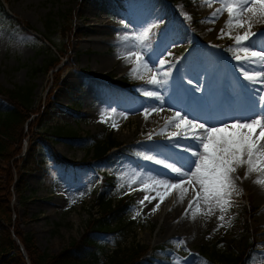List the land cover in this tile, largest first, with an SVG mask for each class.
I'll return each instance as SVG.
<instances>
[{"label":"rangeland","instance_id":"1","mask_svg":"<svg viewBox=\"0 0 264 264\" xmlns=\"http://www.w3.org/2000/svg\"><path fill=\"white\" fill-rule=\"evenodd\" d=\"M0 1L5 6V11L0 12V87L15 90L33 85L32 100L40 112L32 115L28 122L34 123V117L44 116L46 106L50 105L49 114L44 118V130L52 137L45 141L53 144L57 153L76 163L62 167L54 164L49 147L40 144L37 160H44L45 164L26 175L27 200L24 202L19 193L13 191L12 207L17 210L13 219L17 218L21 230L34 236L40 252L60 253L70 242L84 235L93 217H100L98 194L107 175L114 178L113 183L117 186L116 202L126 198L131 204L129 212L112 220L116 232L103 237L107 249L119 247L127 250L136 244L146 245L149 247L146 257L151 264H175L177 258L181 264H231L232 257L252 244L245 264H264V208L252 191L250 194L247 190L240 195L233 194L232 206L227 212H220L224 221L220 220L217 227L200 228L196 225L187 231L182 226L183 214L177 219L176 216H167V211L176 205L180 192L174 193L168 204L162 203L153 211L155 204L152 202L138 203L144 198L139 194V183L131 184L129 188L132 179L142 178L147 162L138 153L151 155L153 151L145 138L137 135L142 132L145 118L143 122L132 119L124 125L127 119L117 116L106 117L107 122L101 120L106 110L122 114L117 105L125 101L133 106L131 115L143 112L146 107H161L162 111L152 112L149 116L155 120L176 111L189 113L182 106L171 103L182 86L193 92L199 103L206 104L209 96L220 93L228 98L241 97V107L247 108L248 96L234 67L236 61L232 56H225V51L234 42L227 37L218 38L228 19L227 13L215 24L201 22L220 7L218 2L207 7L205 0ZM184 13L191 19L186 20ZM4 14L25 21L32 29L7 22ZM153 22L158 27L152 29L145 59L154 68L159 67L155 64L158 58L172 61L171 65L164 66L161 75L170 70L174 76L172 83L160 91L162 104L143 95L146 90H157L153 85L138 86L130 72L116 71L117 65L105 72L92 71L106 57L120 61L125 44L131 45L130 51H136L135 41L130 39L125 43L120 40L121 35L132 24L134 33L143 29L140 26ZM124 24L128 25L127 29ZM252 31L264 32V22L256 24ZM44 34L53 39L55 47L44 39ZM58 49L66 53V58L56 69L45 71L49 61L57 56ZM168 52L171 55H166ZM39 68L42 69L36 71ZM58 69V80L54 82L53 73ZM69 75L77 76L78 80L65 82ZM90 84L99 85L91 102L84 95ZM50 91L52 95L48 98ZM11 108L10 102L0 97V112ZM192 117L190 114L189 118ZM113 122L118 124L117 128L110 127ZM57 126L67 132L75 131L77 137L55 136ZM27 131L26 125L25 133L29 135L23 143L21 155L28 149L32 136ZM130 132L134 135L131 136ZM109 139L118 145L116 157L106 163L101 160L87 163L93 156L94 145ZM154 140L160 146L169 147L165 136ZM154 192L156 196L157 190ZM137 211L140 215H135ZM172 223L175 237L167 236ZM179 241L185 243L181 245ZM27 263L30 264L28 259Z\"/></svg>","mask_w":264,"mask_h":264},{"label":"snow or ice","instance_id":"2","mask_svg":"<svg viewBox=\"0 0 264 264\" xmlns=\"http://www.w3.org/2000/svg\"><path fill=\"white\" fill-rule=\"evenodd\" d=\"M217 2L220 7L201 22L215 24L227 13L228 19L221 28L218 38L227 37L234 42L228 51L236 61L234 67L239 73V78L244 82L242 87L248 96V106L242 112L226 114V118L212 115L210 118L216 121L212 124H209L208 120L199 122L198 116L189 119L190 113L174 112L173 116L165 121L164 127L155 134L165 136L171 142L173 149H179L186 155L180 156L179 160L171 163L167 159H158L146 153H138V155L167 169L179 183L157 177H149L147 181L142 178L132 179L129 188L131 184L139 183L141 190L145 192L157 190L156 196L151 199L145 195L143 200L138 202L140 205H144V201L151 203L157 198L162 203L165 194L172 189H181L186 193L188 188L185 184H187L195 193L194 200L189 203V209L195 203L199 210V203L203 201L209 205V211L218 208L221 213H225L232 206L233 194H242V189L238 188L236 181L247 179L252 173L264 174V32L257 34L252 31L256 24L264 22V0H205L207 7H212ZM183 15L186 20L191 19L187 13ZM123 27L127 29L128 25L124 24ZM154 27H158V24L153 22L131 35H123L124 41L129 39L135 41L136 51L127 52L122 58L135 65L130 71V76L143 79L145 74L154 73L148 83L160 89L168 84V78L171 77V71L167 70L163 71L162 78L161 70L166 64L171 65L172 61L158 58L155 64L159 67L154 68L149 60L145 59L151 39L150 34ZM166 55L171 53L168 52ZM143 95L161 104L163 102V96L158 90H146ZM160 111L162 108L159 106L144 108L145 120L152 112ZM108 116L127 118V114L106 110L102 113L101 120L107 122ZM110 127L117 128L118 124L113 122ZM170 129L176 131H169ZM152 138L153 133H149L147 139ZM181 141L189 143L185 145ZM181 160L184 163H180ZM241 168L246 169L244 177L236 175ZM254 183L264 187V179H256ZM197 187L199 191H195ZM159 207L160 203H157L153 211ZM187 214L188 210L185 211V215ZM135 215H140V212L137 211ZM219 219L224 221V215L222 214ZM220 226L222 227L223 224ZM178 243L183 245L185 242ZM175 264H181L179 258Z\"/></svg>","mask_w":264,"mask_h":264},{"label":"trees","instance_id":"3","mask_svg":"<svg viewBox=\"0 0 264 264\" xmlns=\"http://www.w3.org/2000/svg\"><path fill=\"white\" fill-rule=\"evenodd\" d=\"M4 11V3L0 1V12ZM4 17L11 24L32 29L31 25L25 21L16 19L9 14H4ZM44 38L55 47L51 37L44 34ZM66 56L63 50L58 49L57 56L49 61L45 71L56 69ZM227 56H231V53H227ZM58 75L59 71L54 75V82L58 80ZM34 92V86L31 84L18 87L15 90H3L0 87V97L10 102L12 106L11 110L0 112V264H28L24 254L19 250L20 245L15 241L14 236L24 246L30 264H151L149 258L145 257L149 251V247L146 245L136 244L127 250L119 247L109 250L105 246L103 237L116 232V226H113L112 220L116 217L119 219V214L127 213L131 206L126 198H121L117 202L114 200L117 187L108 176L104 179L103 188L98 194V201L101 205L100 217H93L89 221L84 235L80 239L70 242L60 253L54 255L49 252H40L34 236L19 228V221L17 218L13 219V213H16L17 210L12 207L11 197L13 191L16 190L24 202L27 200L25 197L26 175L38 170L43 164L37 160L40 144L49 146L55 164L66 166L74 163L57 153L55 147L45 141L52 137L48 136V132L44 130V118L49 114L50 105L46 106L44 116L34 117V123L28 122L32 115H37L40 112L39 108H35L32 100ZM51 95L52 91L48 98ZM26 125L32 136L28 149L21 155L23 143L29 135L25 133ZM54 129L55 136H65L71 139L77 137L75 131L60 130L59 126ZM116 147L118 145L114 140L97 142L92 150L93 156L87 163L91 164L97 160L106 162L116 155L117 152H113ZM12 229L13 231H11ZM252 248V244H248L243 252L231 258V264H245Z\"/></svg>","mask_w":264,"mask_h":264},{"label":"bare ground","instance_id":"4","mask_svg":"<svg viewBox=\"0 0 264 264\" xmlns=\"http://www.w3.org/2000/svg\"><path fill=\"white\" fill-rule=\"evenodd\" d=\"M145 26L146 25H143V26H140L139 28L141 29V28H144ZM148 26L150 25L148 24ZM133 30H134V25L132 24L131 27L127 29V32L121 35L120 40L121 41L123 40L122 36L125 34L131 35ZM129 40L128 41L123 40V41L125 43H129L130 42ZM130 46L126 44L123 46L122 48L123 57L126 55L127 52H130V49H131ZM115 65H117L116 71L120 73H125V74L130 72L132 68L135 66L133 63H129L128 60L125 58H121L120 61L116 62V60H113V59L111 60L108 57H106L105 59L101 60V63L97 64V66L94 67L92 71L93 72H101V71L105 72V71L112 69V67ZM54 75L55 74H53V76ZM161 77L163 78V74L161 75ZM149 78H150L149 75H146L144 76L143 79L135 78V80L138 86L140 85L148 86ZM75 80H78L77 76L69 75V77L65 80V82L69 83ZM173 80H174V76L171 74V77L168 78V84L172 83ZM167 85H165L163 88H165ZM98 87L99 85L98 86L94 84L89 85L88 89L84 92V95L87 98V101L89 102L92 101ZM161 89L162 88L157 89V90L161 91ZM197 99L198 98L194 95L193 92L187 90L185 86H182V88L180 87L179 89V94L176 97H173L171 99V103L172 104L175 103L176 106L177 104L179 106H182L183 108H185V112H189L191 116H198L200 118L199 122L208 120L209 124L216 122L215 120L210 118L212 115L218 116L220 118H226V114L242 112L246 109V108L241 107L242 105L240 104L242 102L241 97H236V99H234V98L224 97L223 95L221 96L220 93H217V95L214 94L211 97L209 96V98H207L205 101L206 104L199 103ZM117 106L120 108V111H122V113L127 114V118H126L127 120H125L123 125L126 123H129L132 119L135 121L140 120L141 122H143L144 120L143 112L131 115L130 112L133 110V106L129 102L125 101ZM168 114H163L162 117H159L156 120L154 119L153 116L149 118L150 116L149 115L146 122L143 123L144 127L142 129V132L137 133V135L139 136V138H145L144 141H146L147 145L149 147H153V151L151 155L155 156L158 159H167L168 162L171 163V162L179 160L180 156H183L186 154L180 152L179 149H173L171 147V142L167 138L165 141L169 143V147H166L165 145L164 147L160 146L158 142L154 140L156 139V137H159V135H156L155 133H158L161 130V128L164 127L165 121L173 116L172 114H169V115ZM171 131H176V129L171 130ZM149 133H153V138L151 140L147 139V136ZM130 134L132 136L134 135V132H130ZM181 143L186 145L189 142L181 141ZM180 163H184V161L181 160ZM177 166H179V164ZM245 171H246L245 168H241L238 170L236 175L240 177H244ZM149 177L169 179L173 183H179V181L175 179L174 175L169 173L167 169H164L161 165L155 164L153 161L147 160V162L144 164V167H143L142 179L147 181L149 180ZM256 179H264V174L252 173L249 176V178L243 179V180H237L236 183H237L238 188L242 189V192L243 190H247L249 192L248 194H250V192L252 191L251 194H255L256 197L260 199L261 201L260 205H262L264 208V187H261L260 185H257L256 183H254ZM185 187L188 188V191L186 193L182 192L181 189H172V190H169L167 194H165L164 200L162 203L168 204V201L172 199L173 194L180 192L179 194L180 196H179V199L176 205L167 211L168 213L167 216L168 217L176 216V219H177L178 216L183 214L182 218L184 219L183 220L181 219V221L183 222L182 226L186 227L185 230L187 231L189 228L196 227V225L200 228L217 227L221 223L219 219V217L221 216V213H220L221 211L218 208H213L211 211H209V205L205 204L203 201H200L199 203V210H197L195 203H193L192 208L189 209V203L194 200L195 193L192 187H189L187 184H185ZM159 191H163V190L159 189ZM195 191H199V188L197 187ZM139 194H141L142 197H144L145 195H148L150 199L151 197L155 196L154 190L145 192L140 189ZM157 203H160V205L162 204L158 198L152 200V205L154 204L156 205ZM186 210H188L187 215H185ZM173 223L171 227L169 228V230L167 231L168 232L167 236L169 237L176 236L175 231L173 230V227H174ZM187 224L188 226H186Z\"/></svg>","mask_w":264,"mask_h":264},{"label":"water","instance_id":"5","mask_svg":"<svg viewBox=\"0 0 264 264\" xmlns=\"http://www.w3.org/2000/svg\"><path fill=\"white\" fill-rule=\"evenodd\" d=\"M21 251H22V253L24 252L25 256L27 257L26 252L24 251L23 247L21 248Z\"/></svg>","mask_w":264,"mask_h":264}]
</instances>
